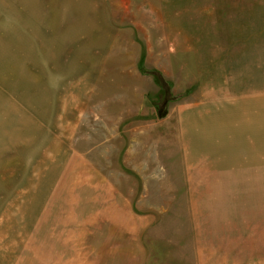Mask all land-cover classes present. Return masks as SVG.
Listing matches in <instances>:
<instances>
[{
  "label": "rangeland",
  "instance_id": "obj_1",
  "mask_svg": "<svg viewBox=\"0 0 264 264\" xmlns=\"http://www.w3.org/2000/svg\"><path fill=\"white\" fill-rule=\"evenodd\" d=\"M0 264H264V0H0Z\"/></svg>",
  "mask_w": 264,
  "mask_h": 264
},
{
  "label": "crops",
  "instance_id": "obj_2",
  "mask_svg": "<svg viewBox=\"0 0 264 264\" xmlns=\"http://www.w3.org/2000/svg\"><path fill=\"white\" fill-rule=\"evenodd\" d=\"M235 102V101H234ZM240 107H242L240 105ZM240 115V114H239ZM241 115H240V120H241ZM193 119V117L191 115H188L186 113H184L182 116H181V119H180V123H181V142H182V146H189L191 145V141H188L186 138H185V134H184V131H187L189 133H191L192 135L194 134V131L191 129V127L188 125L189 123L191 124H195L193 123L191 120ZM220 119H223L224 122L223 123H226V119L222 118V116L220 114H216L215 116H211V117H208L207 115H202V116H196L195 117V121L196 123H202L205 128H206V132H207V135L210 137V139H214L212 135H210L209 133V127H211V133L213 132V129L215 130L213 133H216L217 130H220V127H223L225 126V124H220L221 120ZM239 120V121H240ZM206 121V122H205ZM196 125V124H195ZM209 139V140H210Z\"/></svg>",
  "mask_w": 264,
  "mask_h": 264
},
{
  "label": "bare ground",
  "instance_id": "obj_3",
  "mask_svg": "<svg viewBox=\"0 0 264 264\" xmlns=\"http://www.w3.org/2000/svg\"><path fill=\"white\" fill-rule=\"evenodd\" d=\"M211 145H212V144H211ZM223 145L225 146L226 143L223 142ZM223 145H218L217 148H215V149H217V150H218V149H223V148H222ZM207 149H214V147H209V148H207ZM189 154H190V153H189ZM188 156H189V155H188ZM194 157H195V156H194Z\"/></svg>",
  "mask_w": 264,
  "mask_h": 264
},
{
  "label": "water",
  "instance_id": "obj_4",
  "mask_svg": "<svg viewBox=\"0 0 264 264\" xmlns=\"http://www.w3.org/2000/svg\"><path fill=\"white\" fill-rule=\"evenodd\" d=\"M164 114H165V112L162 113V115H164Z\"/></svg>",
  "mask_w": 264,
  "mask_h": 264
}]
</instances>
